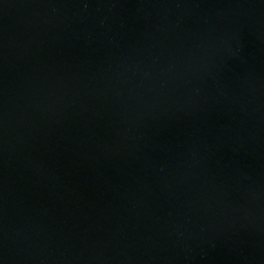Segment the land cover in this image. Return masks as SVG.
<instances>
[{
    "label": "water",
    "instance_id": "95a60500",
    "mask_svg": "<svg viewBox=\"0 0 264 264\" xmlns=\"http://www.w3.org/2000/svg\"><path fill=\"white\" fill-rule=\"evenodd\" d=\"M0 264H264V0H0Z\"/></svg>",
    "mask_w": 264,
    "mask_h": 264
}]
</instances>
